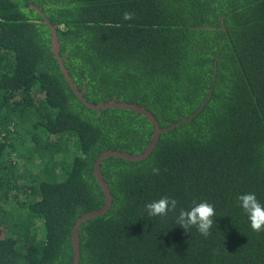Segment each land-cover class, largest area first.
<instances>
[{"label": "trees", "instance_id": "obj_1", "mask_svg": "<svg viewBox=\"0 0 264 264\" xmlns=\"http://www.w3.org/2000/svg\"><path fill=\"white\" fill-rule=\"evenodd\" d=\"M30 4L92 103H136L168 126L214 82L147 158L102 161L113 202L82 223L78 264H264V230L238 205L264 203V0H0V264H70L75 221L105 201L95 159L141 153L153 133L77 98ZM162 197L177 208L149 217ZM194 201L214 206L207 236L176 226Z\"/></svg>", "mask_w": 264, "mask_h": 264}, {"label": "water", "instance_id": "obj_2", "mask_svg": "<svg viewBox=\"0 0 264 264\" xmlns=\"http://www.w3.org/2000/svg\"><path fill=\"white\" fill-rule=\"evenodd\" d=\"M31 7H33L37 12H39L40 16L43 18L45 24L49 27V32L51 35L50 41H51V51L53 53V56L56 58L60 70L71 87V89L74 91L75 95L77 98L88 108V109H93L96 110L97 112H100L101 109H108V108H119V109H127V110H133L134 112H137L144 117L151 123L153 126V133L151 135L150 142L146 146V148L138 154H131L128 152L120 151V150H114V149H106L102 151L97 158L95 159L93 163V173L96 178L97 183L99 184L101 190L104 193L105 196V201L104 204L101 208L97 210H93L91 212H86L77 220L75 221L73 227H72V245H73V259L70 264H78L80 260V241H79V229L82 225L87 220L94 219L98 216L103 215L106 213L113 202V195L111 193V190L108 186L107 181L105 180L102 172H101V163L102 161L107 158V157H116V158H121L127 161H140L145 158H147L154 147L156 146L160 134L168 131L170 129H173L177 127L178 125L190 121L193 119L195 115H197L205 106L207 101L209 100L212 92V85L214 82H212L211 87L209 89V94L208 97L202 102L201 106L189 117H184L177 122H173L168 126H160L159 122L157 121L156 117L149 111L147 110L144 106L136 104V103H131V102H121L117 101L115 98L110 99L106 102H98V103H92L88 101L85 96H84V89L80 90L72 77L69 75V72L67 68L65 67L64 60L60 55V43L58 40V34H57V26L56 24H52L50 20L45 16V13L41 10V8L37 7L34 4H30ZM215 77V75H214ZM213 77V78H214Z\"/></svg>", "mask_w": 264, "mask_h": 264}, {"label": "clouds", "instance_id": "obj_3", "mask_svg": "<svg viewBox=\"0 0 264 264\" xmlns=\"http://www.w3.org/2000/svg\"><path fill=\"white\" fill-rule=\"evenodd\" d=\"M154 171H157L154 169ZM238 205L246 214L250 227L260 232L264 230V203H261L254 192H245L238 196ZM177 208V201L169 197L154 199L145 206L149 217H163ZM215 209L207 201H194L189 207L179 210L175 217L176 226L186 231L195 226L197 231L207 236L213 227Z\"/></svg>", "mask_w": 264, "mask_h": 264}, {"label": "rangeland", "instance_id": "obj_4", "mask_svg": "<svg viewBox=\"0 0 264 264\" xmlns=\"http://www.w3.org/2000/svg\"><path fill=\"white\" fill-rule=\"evenodd\" d=\"M17 144H18V142H17Z\"/></svg>", "mask_w": 264, "mask_h": 264}]
</instances>
